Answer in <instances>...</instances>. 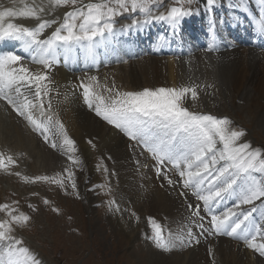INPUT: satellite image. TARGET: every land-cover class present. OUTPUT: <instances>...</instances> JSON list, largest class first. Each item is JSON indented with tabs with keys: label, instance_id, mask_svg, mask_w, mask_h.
I'll return each instance as SVG.
<instances>
[{
	"label": "snow or ice",
	"instance_id": "snow-or-ice-1",
	"mask_svg": "<svg viewBox=\"0 0 264 264\" xmlns=\"http://www.w3.org/2000/svg\"><path fill=\"white\" fill-rule=\"evenodd\" d=\"M195 2L178 0L179 6H171L158 15L153 12V5H162V0H88L87 3L84 0H48L47 8L36 5L15 11L12 7H3L0 10V42H17L32 61L43 65L44 71H31L25 57L17 54L16 50L0 51V99L6 100L17 115L24 117L45 142L49 141V133L55 128L53 134L58 137L59 144L53 140L51 146L62 148L72 166H77L80 159L75 155V141L60 120L54 119L55 114L51 111L49 72L58 62L57 56L62 52L67 61L73 49L78 48L87 54L86 59L90 63H95L96 48L116 31V17L128 14L131 19L130 24L121 27V31L139 30L154 21H166L175 28L183 18L193 14L190 6ZM215 3L216 0H206L209 7ZM63 5L72 7L64 13L62 21L38 15L51 13ZM137 14L142 18H137ZM17 16L36 17L39 23L34 27L13 23L11 18ZM53 25L56 27L50 35L41 38L45 29ZM259 30L264 34V18ZM73 87L82 89L85 103L90 108L94 106L97 116L151 154L157 175H163L168 185L172 186L175 181L167 171H162L165 165H170V170L178 174L183 188L192 189V195L202 202V208L200 203L195 207L188 204L192 217L196 218L194 223L200 229V235L207 233L209 236L226 235L243 239L248 248L264 257V224L254 219L258 211L261 212V219H264V179L259 178L264 175V150L253 148L249 142H240L245 133L232 128V121L228 117L190 110L185 106L189 98L195 104L199 98V88L212 85L190 83L181 87L120 91L114 82L111 86L101 85L96 76H86L81 78L78 86ZM100 88L107 95L99 93L97 89ZM45 99L48 101L47 108ZM36 111L39 117L34 116ZM12 163L11 156L6 161L0 158V168ZM104 171L107 172L106 167ZM64 172L66 175L60 179L48 176L31 179L33 182L48 181L61 187L70 184L75 189L74 171L65 168ZM180 195L186 193L181 192ZM256 202H260V208ZM0 210L8 216L0 220V264H41L35 254L14 235L13 225L27 224L30 217L22 212L17 214V209L7 204H0ZM201 210L210 217L207 227L205 216L200 215ZM148 220L153 232L150 239L154 240L156 246L164 250L174 247L175 241L171 235L166 238L163 234L164 226L153 217ZM194 238L195 234L189 228L187 244ZM180 242L185 244L184 240ZM212 254L210 247L209 255Z\"/></svg>",
	"mask_w": 264,
	"mask_h": 264
},
{
	"label": "bare ground",
	"instance_id": "bare-ground-1",
	"mask_svg": "<svg viewBox=\"0 0 264 264\" xmlns=\"http://www.w3.org/2000/svg\"><path fill=\"white\" fill-rule=\"evenodd\" d=\"M36 5L47 8L48 0H0V10L3 7H12L15 11H20L26 6ZM170 7L171 5H167L164 9H155L153 12L158 15ZM191 8L193 14L183 18L175 28L166 21H154L139 30L121 31L122 26L131 23L129 17L121 16V20L117 19L115 22V33L96 48L95 63H90L86 59L87 54L78 48L73 49L67 61L61 52L56 58L58 62L49 72L52 109L70 137L71 132L80 133L81 128L88 134L99 133L104 137L110 159L109 167L114 172L118 171L119 176V195L113 209L116 214V231L128 237L130 242L136 240L137 232L131 226L132 222L128 223L122 214L125 211L118 215L120 208L131 202L137 216L143 214L155 218L164 226V236L167 238L171 235L175 241V246L169 247L168 250L157 247L154 240L147 241L149 264H264V257L248 248L243 239L226 235L209 236L207 233L200 235V229L194 223L196 218L192 217L188 204L191 203L195 207L200 203L202 208V202L192 195V189L183 188L178 174L170 170V165H165L162 171H167L169 177L175 181L172 186L168 185L163 175H157L153 167L154 162L148 158L146 151L121 130L100 122L101 120L92 113L94 108L85 103L82 89L73 87L80 84L81 78L90 74L96 76L101 85L125 82L126 80H110L111 74L118 73L110 70L120 69L122 64L117 62L122 59L124 52H127L131 56H143L145 68L140 73L144 75L145 82L155 84L158 81H170L180 87L190 83L212 85L198 89L199 98L195 104L190 98L187 99V105L191 106L192 110L228 117L232 121L231 127L234 128L239 123L236 112L246 109V117L252 120L254 127L264 131V34L259 30L261 19L264 18V0H243L242 6L241 0H216L211 7L206 5V0H197L196 5ZM68 10L59 6L51 13L38 15L41 18L62 21L64 13ZM11 19L13 23L27 27H34L39 23L36 17L17 16ZM210 19L215 20L211 23ZM55 27L56 25H53L45 29L41 38L50 35ZM236 32L243 35L240 34L242 39L232 37ZM9 50H16L17 54L23 55L31 71L40 72L43 68V65L32 61L17 42H0V51ZM165 53L167 57H164ZM113 63L116 66L112 65ZM5 102L8 112L11 111V125H23V130L25 125L29 126L33 133L31 139L26 129L25 135L16 130L17 144H25L32 149L33 144L49 146L53 140L59 144L58 137L53 134L55 128L49 133V141L45 142L43 136L34 131L28 121L17 115L12 106L6 100ZM215 105L216 109H212ZM250 108L253 111L248 114ZM33 114L39 117L38 111ZM75 133L73 134L79 140L83 133ZM249 135H244L240 142H249L256 148L253 136ZM97 143H101V140ZM49 147L51 149L44 147L41 151L37 150L36 159L43 161L42 165H60L59 146ZM259 178L264 179V175ZM181 192L186 195H180ZM256 204L260 208V202ZM200 215L205 216L204 223L207 227L210 217L202 210ZM254 219L257 223L264 224L260 211L254 214ZM189 228L195 238L187 244ZM181 240H184L185 244H182ZM23 246L28 247L41 264H51L45 256L40 257L39 250L36 251L30 243L27 242ZM210 247L212 255H209ZM128 251L131 255L135 253L131 247Z\"/></svg>",
	"mask_w": 264,
	"mask_h": 264
},
{
	"label": "rangeland",
	"instance_id": "rangeland-1",
	"mask_svg": "<svg viewBox=\"0 0 264 264\" xmlns=\"http://www.w3.org/2000/svg\"><path fill=\"white\" fill-rule=\"evenodd\" d=\"M84 2L86 3L88 0H84ZM196 2L190 7L196 5ZM167 5L179 6L178 0H162V5H153V10H162ZM63 6L69 10L72 7L70 5ZM122 16L129 17L128 14ZM137 17H140L139 14ZM117 19L121 20V16L115 18V20ZM240 34L236 32L232 37L237 39L242 35ZM240 39L242 38L240 37ZM165 55L163 56H168L167 53ZM122 59L117 62V64H122L120 69L110 70V72H118L111 74L110 80H126L120 84L115 83L116 88L120 91L180 87L170 81H163V83L158 81L155 84L145 82L144 75L140 73L145 68L143 56H131L124 52ZM112 65L116 66L114 63ZM43 71L44 68L40 72ZM90 76L92 75L90 74ZM97 91L107 95L102 88ZM49 95L52 98L51 91ZM44 104L47 108V99ZM185 106L192 110L191 106L187 105V100ZM7 107L5 100L0 99V158H4L6 161L7 157L11 156L14 163L0 168V204L10 205L17 209V214L22 212L30 217L27 224L13 225L16 238L20 239L22 244L30 243L36 251L39 250L40 257L45 256L51 264H149L146 243L153 241L150 239L153 235L148 220L150 216L143 214L137 216L133 210L135 207L131 202H128L126 206L120 208L118 215L125 211L122 214L128 223L132 222L131 226L137 232V238L130 242L128 237L116 231V214L113 210L116 202H110L117 200L119 195L117 181L119 176L118 171L114 172L109 167L110 159L107 146L104 144V137L99 133L97 135L95 133L88 134L81 128L80 133L83 134L78 140L73 134L75 131L71 130L73 131L71 138L73 140L76 138L77 152L75 155L80 159L79 165L73 167L72 162L68 160L64 155V150L60 147L58 149L60 165H58L59 163L42 165L43 161L36 159L37 150L41 151L44 147L50 148L51 145L32 143L33 150L25 144H17V140L15 141L16 130L21 135H25L24 130L26 129L31 139H33L31 135L33 133L31 128L26 125L24 130L21 129L23 125L20 127L16 123L13 127L9 118L11 111L8 112ZM212 109H216V105ZM51 111L55 114L53 109ZM248 111L250 114L253 109L250 108ZM241 112H236V119L239 120V123L234 126V129L243 130L245 135H252L256 147L263 148L264 131L254 127L252 120L250 121L249 117H246V109ZM92 113L101 120L100 122L114 128L113 125L97 116L94 109H92ZM55 118H58L56 114ZM98 140H101V143L98 144ZM146 153L152 163L154 162L153 167L156 169L151 154L147 151ZM105 167L107 172L104 171ZM65 168H69L75 173V189L70 184L61 187L59 184L48 181L33 182L31 179L36 176L60 179L66 175ZM25 177L28 179L26 180ZM45 200L48 202L45 203ZM133 212L135 215H132ZM7 218V214L0 210V220ZM129 247L134 248L133 255L129 254Z\"/></svg>",
	"mask_w": 264,
	"mask_h": 264
}]
</instances>
